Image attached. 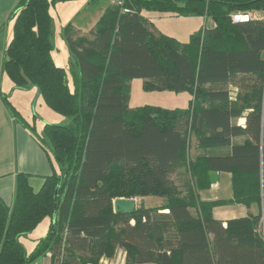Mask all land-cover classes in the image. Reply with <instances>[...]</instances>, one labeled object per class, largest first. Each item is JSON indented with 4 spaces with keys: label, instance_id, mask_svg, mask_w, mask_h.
Instances as JSON below:
<instances>
[{
    "label": "trees",
    "instance_id": "1",
    "mask_svg": "<svg viewBox=\"0 0 264 264\" xmlns=\"http://www.w3.org/2000/svg\"><path fill=\"white\" fill-rule=\"evenodd\" d=\"M53 4L19 0L2 50V73L17 88L36 87L67 123L45 124L40 135L3 98L55 171L38 191L18 173L12 207L0 200V264H32L46 253L51 264H101L117 247L127 264H264V18L231 19L264 14V0L110 4L86 35L71 24L63 29L71 84L51 57ZM143 11L203 17L213 26L181 44ZM134 79L144 91L192 99L185 108H130ZM221 172L231 175V198L201 202L198 192ZM138 196L161 202L114 212V199ZM253 203L257 215H211L214 206ZM46 218L45 237L26 251L20 238Z\"/></svg>",
    "mask_w": 264,
    "mask_h": 264
},
{
    "label": "crops",
    "instance_id": "2",
    "mask_svg": "<svg viewBox=\"0 0 264 264\" xmlns=\"http://www.w3.org/2000/svg\"><path fill=\"white\" fill-rule=\"evenodd\" d=\"M18 1L19 0H0V37L2 33H4L5 41H6L4 46L0 47V74H1V63H2V50L8 43L12 32L13 20H11L10 17ZM54 1L55 4L66 3L67 7H75L77 9H80V13H83L87 9V7H89V5L96 2V1L91 2L90 0H54ZM109 5H110V1L109 4L102 11L99 10L97 12L99 13L98 20L103 14L104 10ZM141 15L147 18L150 22H152L160 32L170 37L173 36L164 32V30H162V27L159 24V22L162 21L164 17L175 16L183 19H187V18L188 19L194 18L193 20L202 19L205 25L207 22V19H204L203 17H192V16L183 17V16H176L173 14H162L158 12L152 13V12L143 11ZM250 17L264 18V14L260 12H255L250 14ZM68 24H71L79 32L80 35H86L94 28V25L90 26V24L88 28H85L79 25V23H77L75 19H72L70 17H67V25ZM204 24L199 25L197 23L196 24L197 29H199ZM212 26H213V22H212ZM197 29L193 30V32L196 31ZM9 30H10V35H9ZM129 86H130V82H129ZM129 88H130V92H129L128 106L130 108L139 106V105L136 106L130 105L131 87ZM26 90L27 89H20L13 85V87L9 88V92L6 95L2 92L0 88V200L10 208L12 207L14 202L16 176L18 173L27 174L29 176L28 178L29 185L31 186L33 191H38L44 182V178L51 175L55 171L54 165L50 163V161L47 158V155L41 149L38 143L33 139V137H31L28 130L25 127L18 124L17 122H15L11 113L9 112L6 102L3 100V98L7 99V101L19 112V114L24 119H26V116L24 115L22 109H20L17 105L16 102L17 99L15 100L14 98L17 92H23L22 94H24ZM12 98L14 99L15 102H13ZM190 99L191 97L185 100L186 101L185 106L173 107V108H185ZM243 122H244L243 119L239 120L240 125H242ZM231 196H232L231 175L230 173L227 172L218 173L216 175L214 183H212L209 188L200 190L198 192L199 200L205 203L229 200ZM136 205L137 204L135 202V207ZM145 207H151V206H145ZM259 211L260 209L258 205L255 203L251 204L249 208L241 204H227V205H218L212 207L211 215L216 220L226 221L230 219L244 217L248 213L257 215ZM162 212H166V210ZM44 220L41 221L39 224L44 222ZM39 224L36 226V228L39 226ZM49 224H50V219H48V223H46L47 229ZM131 224H133V221H131ZM22 238L23 237L20 238V241ZM24 238H26V236H24ZM38 240L39 239L34 240V246ZM100 263L127 264L125 259L124 249L122 247H117L114 251L113 256L102 257ZM32 264H51V254L46 253L44 256L40 257Z\"/></svg>",
    "mask_w": 264,
    "mask_h": 264
},
{
    "label": "rangeland",
    "instance_id": "3",
    "mask_svg": "<svg viewBox=\"0 0 264 264\" xmlns=\"http://www.w3.org/2000/svg\"><path fill=\"white\" fill-rule=\"evenodd\" d=\"M108 4L109 0H97L93 4L89 5V7H87V9L83 13H80V9H77L75 7H67L66 3L53 4L50 7L52 23L51 42L53 45L51 57L53 62L57 66L63 67L65 69L67 74V81L69 84H71L69 75L71 58L67 45L65 44L63 39V29L67 25V17L75 19V21L79 23V25L85 28H88L89 24L90 26L94 25L95 27L99 16V13L97 12L99 10L102 11ZM193 19H183L175 16H168L164 17L163 20L159 22V24L164 32L175 37L179 43L183 44L189 40L190 34L193 32V30L197 29V23L199 25L204 24V21L202 19ZM206 25L208 27H211L212 21L210 19H207ZM5 42V36L4 33H2L0 37V47H3ZM0 75V88L2 92L7 95L9 92V88L13 87L12 82L2 73V71ZM129 87H131V106L152 105L166 108L183 107L186 104L185 100L189 99L190 97L192 99V96L186 92L174 93L168 91H144L142 89V81L140 79L131 80ZM22 93L23 92H17L14 98L15 100L17 99V105L20 109H22L27 121L29 123H34L35 130L38 134L42 135V128L45 124L65 125L67 123V119L65 117L54 113L43 104L36 87H29L27 88L26 92H24V94ZM12 100L13 102H15L13 98ZM32 119L34 120V122H32ZM192 146H194V143L192 144ZM190 154H195V151L192 148L190 150ZM133 201L138 205L152 207L159 205L161 199L156 196H138ZM46 223H48V219H45L44 222L39 224L36 229L31 231L26 236V238L23 237L21 239V242L26 251L32 250L34 246V240L45 237L47 233Z\"/></svg>",
    "mask_w": 264,
    "mask_h": 264
},
{
    "label": "water",
    "instance_id": "4",
    "mask_svg": "<svg viewBox=\"0 0 264 264\" xmlns=\"http://www.w3.org/2000/svg\"><path fill=\"white\" fill-rule=\"evenodd\" d=\"M114 212H130L135 208V202L124 198H116L113 200Z\"/></svg>",
    "mask_w": 264,
    "mask_h": 264
},
{
    "label": "built area",
    "instance_id": "5",
    "mask_svg": "<svg viewBox=\"0 0 264 264\" xmlns=\"http://www.w3.org/2000/svg\"><path fill=\"white\" fill-rule=\"evenodd\" d=\"M111 5L115 6H121L123 3V0H109ZM126 11V10H124ZM250 15L249 14H239L235 13L231 15V19L233 22H240V21H247L249 19Z\"/></svg>",
    "mask_w": 264,
    "mask_h": 264
}]
</instances>
